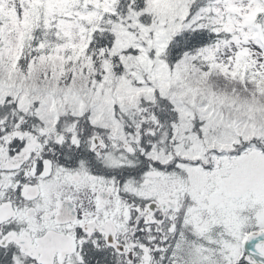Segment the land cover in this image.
<instances>
[{
    "label": "snow or ice",
    "instance_id": "6c2138e0",
    "mask_svg": "<svg viewBox=\"0 0 264 264\" xmlns=\"http://www.w3.org/2000/svg\"><path fill=\"white\" fill-rule=\"evenodd\" d=\"M0 264H264V0H0Z\"/></svg>",
    "mask_w": 264,
    "mask_h": 264
}]
</instances>
